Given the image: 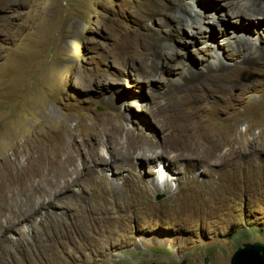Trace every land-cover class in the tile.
Instances as JSON below:
<instances>
[{
	"label": "rangeland",
	"instance_id": "obj_1",
	"mask_svg": "<svg viewBox=\"0 0 264 264\" xmlns=\"http://www.w3.org/2000/svg\"><path fill=\"white\" fill-rule=\"evenodd\" d=\"M177 1L178 6L182 5L188 11L192 8L189 5L193 4L194 14L203 16L216 13L217 17H221L226 11L218 0ZM164 2L0 0V148L6 149L4 155L0 153V264H231L239 249L252 246L263 248L264 256V125L259 124L264 116V84L244 92V86L236 81L243 80L244 74L236 70L217 73L209 78L188 77L181 89L175 84L178 79H183L182 71L197 76L202 67L215 57L232 64L234 58L231 52L237 51L241 44L247 48L252 45L263 47L264 24L242 22V19L231 23L235 20L231 19L221 22L223 27L215 26L205 32L201 42L187 45L185 41L188 39L181 27L174 26L160 15L155 17L154 22L150 20L152 12L163 10ZM142 19L160 35H172L169 47L176 55L172 62L175 68L163 73L164 82L155 85L159 89L150 88L147 83H138V71L151 65L150 53L156 51V44L149 38L137 37L135 30ZM128 36L133 38L132 49L137 51L132 60L119 48L123 38ZM221 45H228L229 49ZM29 47L35 49L30 56L25 53ZM157 52L159 57L166 58L159 49ZM114 56L120 59L110 73L118 81L102 86L92 84L100 69L109 70ZM18 63H22V67L17 68ZM261 73L264 76V71ZM171 87L175 89L172 94L155 101L162 107L161 111L158 110L160 117L155 120L149 114L152 96ZM231 96L241 99L229 108L227 104ZM118 114L133 118L128 128L135 134L143 133L155 140L157 148L149 154L151 157L162 153L165 159L154 157L156 160L149 165L140 155H135L139 159L130 160L127 171L117 165L97 167L100 175L110 180L102 182L104 187L98 186L103 188L100 193L95 190L97 181L83 170L80 158L77 166L83 176L78 183H72L77 177L75 174L60 184L59 180L49 181L50 184L43 180L45 169L37 163L39 140L37 142L36 139L45 137V144H53L47 135L51 136L56 126L64 124L73 129L77 143L82 146L87 136V125L96 122L101 128H111L114 132L115 122L112 119ZM214 122L218 125L213 130L216 134L210 133ZM217 129L227 131L228 135L219 133ZM237 133H241L242 138ZM218 134L221 135L218 137ZM99 147L86 150L83 156L85 165L111 161L110 150L102 145ZM232 153L237 154L234 156ZM171 158L173 161L181 159L183 167H189L191 163L188 160L196 158L194 160L200 164L190 174L203 183L219 177L224 179L226 172L238 166L245 167L247 174L252 176H247L238 185V193L229 194L201 215L194 213V207L184 206L183 200H187L191 193L182 190L175 194L178 201L175 204L172 203V196L169 197L162 189L151 194L149 203L130 207L138 204L132 201L137 194L129 187L125 190L132 175L138 174L144 181L155 177L161 182L166 178L164 167ZM118 176L124 178L116 181L114 178ZM169 178L176 189L179 184ZM161 187L164 188L162 184ZM24 188L33 192L31 198L35 199L29 204L31 209L36 208L41 200L36 198L37 193L49 194L47 200L55 196L51 195L55 194L53 188L63 190L62 194L57 191V196L59 200L63 198L66 201L64 205L56 203L55 207L59 210L50 209V213H59L61 209L69 208L61 230H65L73 218L85 209H96L94 216L97 219L90 223V230L63 234L61 239L51 235L46 238L43 234L59 230L54 225L46 228L45 232L41 224L44 211L34 213L25 222L19 223L18 219L17 224H13L18 210L23 203H27ZM67 189L69 191L65 192ZM199 192L192 194L194 200ZM197 203H200L199 199L195 201ZM149 204L152 208L147 207ZM62 205L65 208H61ZM36 223L39 224L38 233L32 231ZM37 224L34 226L38 227ZM11 225L14 226L12 229H4Z\"/></svg>",
	"mask_w": 264,
	"mask_h": 264
},
{
	"label": "bare ground",
	"instance_id": "obj_2",
	"mask_svg": "<svg viewBox=\"0 0 264 264\" xmlns=\"http://www.w3.org/2000/svg\"><path fill=\"white\" fill-rule=\"evenodd\" d=\"M176 1L175 0H165V2L163 3V10H158V11L152 12V14L150 15V20L152 22H154L155 17L160 15L161 17H163V19H166L170 23L174 24V26L181 27V29L184 32L185 37H187V39H188V41H185L187 45H189L192 42H201L202 41L201 39L205 38V37H203V34L205 32H208V30H211L215 26L223 27V23H221V22H225V21H229V20L231 21V19H235L234 21H231V23H233V22L235 23V22H237V20H241L242 19L241 20L242 22H248V23L258 24V25L264 24V0H218L219 2L222 3V5H224L226 7V11L224 12L223 15H221V17H217L216 13L212 14V16H203V15H200L199 13L194 14L195 10H194L193 4L189 5L192 8L188 11L186 8L182 7V5L178 6L179 3H178V1L177 2ZM176 14H178L180 16H177ZM206 27H207V29H206ZM135 32L138 34V36H137L138 38L146 37V38H149L152 42H154L156 44V51H153V52L150 53V55L152 57L151 65L150 66H146V67H144V68H142V69H140L138 71V75H137L138 76V83L139 84L147 83L150 86V88L156 87V88L159 89L160 87L159 86H155V85H157V83L159 85V83L161 84L162 82H164L165 79L163 77V73L166 72V70H169V68H175V66L172 64V62L175 61V59H176L175 56L176 55L174 53V50L169 47L171 42H172V35H170V36L160 35L156 31H154V28H152V26L145 19H142L139 22V26L135 30ZM133 46H134L133 38L128 36V37L123 38V41H122V43H121L119 48L122 49V53L123 54H128V56H130L129 58H131V60H132L133 58L136 57L135 54L137 53L136 50L132 49ZM221 46L222 47H226V48L229 49L228 45H221ZM252 46L253 47L247 48V47H245L244 44H241L240 48L243 47L244 48L243 51H241L240 48L237 47V51H233V53L231 52V55L234 58L232 64L231 63L228 64V63L222 62L218 57H215L213 60L211 58V60H212L211 63L209 62V64H207L206 66L202 67V70L197 73V76H194L193 74L191 76V75H189L190 73L188 74L187 71H185V70L182 71L181 74L183 76V79H178L176 81V83H175L176 86H177L176 88H180L182 86V84L185 83V80H189L188 77H191L190 79L209 78V76L213 77V75L215 76L217 73H221V72H225V71H231V70H236V71H239L240 73L244 74L243 80L236 79V81L239 84L244 86V90H243L244 92L260 88L264 84V76L262 75L263 73H261L262 71H264V46L263 47H261L260 45L259 46L252 45ZM234 47H233V49H234ZM157 49H159L161 51L163 56H166L165 59H162L161 57H159L160 55L158 54ZM27 50H28V52H25V53H28L29 54L28 56H30L33 52L35 53V51H34L35 49H32V47L27 48ZM245 52H247V53H245ZM167 53H168V55H167ZM119 59H120L119 56L112 57L111 61L113 62V64H111L109 66V70L108 69H100V71L97 73V76H95L93 78L92 84H96V85H101L102 86V85H108V84H110L112 82L116 83L118 81V79L116 78V76L114 74L110 73V69H113V67L117 66L116 64H117V61ZM16 67L17 68L18 67H22V63H18ZM244 68H247V69H244ZM233 83H234V81H233ZM237 87H240V86L237 85ZM167 89H168L167 91H162L161 93H157V94H154L152 96V102L150 104L151 106H150V109H149V114L155 120H157V118L160 117L158 112L161 111L160 109H162V107L159 105V103H157L155 101H157L159 99V97H162V96L167 98L169 96V94H172L173 91H175V89L172 88V87L171 88H167ZM224 91H226V90H224ZM130 97L133 99V96H130ZM40 98H41V96H40ZM239 99H241V98H239L238 96H231L230 102H228V104H227V102H225V103L227 104V107L232 108L233 107L232 104H234L237 101L240 102ZM168 103H169V101H168ZM243 103H244V101H243ZM153 104H155V105H153ZM176 104H177V100H176L174 106ZM42 107H44V106H42ZM193 110H194V107H193ZM140 111L144 112L143 109L142 110L140 109ZM225 111H227V110H225ZM168 113H167V115H168ZM193 113L196 114L197 111L194 110ZM199 114H198V116H199ZM113 118L114 119H112V121L115 122V126L112 125L114 130H115L114 132H111V128L109 130H105V129L101 128L99 126L100 124L98 125L96 122L95 123H91L90 125H87L85 127V130H87V136L85 138H84L85 135L83 136L84 145H82V146H80L77 143V135L74 133L73 129L70 128L69 126L64 125V124H62L63 126H60V125L56 126L55 125L57 128H56V131H54V134H51V136L47 135L49 137V139H50V142H53V144H45L43 142V140L45 141V139H44L45 137L43 138L42 136L41 137L43 139H36L37 142L39 140V142H38V148L39 149L37 150V154H38V162L37 163H38V165H41V167L43 169H45V171L43 173V174H45L43 180L48 181V182L51 181V183H52L53 180H59L60 182H58V183L60 184L62 180H64L67 177H72V175L75 174V175H77V177H76L75 180H72V183L73 184L74 183H78L80 181V178L83 176V174L81 173L82 171L80 172L79 168L77 166V160H78V158H80L83 161V164H82L83 170L87 173V175L90 173L89 177L94 179V181H97V184H96L97 187L95 188V190L100 193V190H102L103 188L99 189L100 187H98V186H102L103 185L102 182L106 183V182H109L110 180L104 178V175L101 176L100 173L98 172V170H96L97 167L100 168L102 166H105L106 168H109L111 166L117 165V166L121 167V169H123V171H127V168L129 169L130 160L139 159V156L138 157H134L135 155H140V158L142 160H145L144 163L146 162L149 165L152 164L153 161L156 160L155 158L158 159L160 157V159H162V160L165 159V157H163L162 153H160V155L156 154L157 156L156 157L154 156L155 158L153 156L151 157L149 155L153 150H155L157 148L156 147L157 144L154 142L155 140L153 141L147 135H144L143 133L135 134L133 132V130H130L131 128H128L129 127L128 124L131 123V120L133 119L131 116L118 114L116 117H113ZM206 118H208V117H206ZM261 118H263V119L260 121L259 124H261L263 126L264 125V116H262ZM158 120H160V118ZM216 126H218V125L215 124V122L212 123L210 133L213 132V130H214V128ZM105 127H108V126H105ZM53 128H54V126H53ZM223 129H225V128H223ZM226 130H228V129H226ZM239 130H238V132H239ZM40 131H41V129H40ZM207 131H209V130H207ZM77 132H78V130H77ZM222 132L225 135H228V132L225 131V130H220L219 131V133H222ZM40 133H42V132H40ZM213 133L216 134V132H213ZM237 134H238L239 137L242 138V134L241 133H237ZM12 135H14V134H12ZM169 135L171 137V134H169ZM219 135H221V134H218V137H219ZM213 136H216V135H213ZM11 138H13V137H11ZM15 138H16V136H15ZM202 138H204V137H202ZM237 139H239V138L237 137ZM166 140L164 142H166ZM12 141H14V140L11 139V142ZM8 142H10V140ZM215 142H214V144H216ZM222 143H223V139H222ZM247 143H249V142H247ZM237 144H239V142ZM100 145H102L105 148H107L108 150H110V154L112 155L111 161L106 164V163H104V160H103V163H100V161L98 160L99 162H95V163L93 162L94 164H92V165H94V166L88 165V163H87V165H85L86 163H85V160H84L83 156L85 155L86 150H90V151L95 150ZM222 145H224V144H222ZM165 147H167V146H165ZM231 148H233V147H231ZM168 149H170V148H168ZM236 149H238V148H236ZM162 150H165V149H162ZM5 151H6V149L4 150V148H0V153H3ZM22 152H23V150H22ZM115 154L118 155L120 157V159H118L119 157L115 158V156H116ZM183 154L184 153H182V155ZM236 154H233V155L235 156ZM3 155H4V153H3ZM107 155H108V153H107ZM210 155H211V153H210ZM90 156L87 157L86 160L87 159L89 160ZM205 156H207V155H205ZM174 157H175V155H174ZM190 157H191V155H190ZM92 158L94 159L93 156H92ZM168 158H170V157H168ZM229 158L230 157H228V159ZM194 159H196V158H194ZM194 159L188 160V162L191 163L190 166L188 165L189 167H183L180 164L181 159L179 161H173V159L171 161L168 160V162L166 161L168 163L167 167H164V170H165V172H164L165 174L164 175L166 176V178L163 179V181H161V182H160V179L157 180V178H155V177H153L149 181H144L142 179V177H140L138 174L134 173V175H132L131 179L128 181L129 184L125 188V190H127V188L129 187L130 191L132 190V191H134L135 194L138 195V196L137 195L135 196V199H132L133 203L137 202L138 204L131 205L130 207L137 206V205L141 206V203H149L150 199H151V194H153V192L154 193L159 192L162 189H163V191L166 194L169 195V197L172 196V203L175 204L176 202H178L177 198L175 197V194L177 192H179L180 190H182V191H187V192L191 193L190 197L187 200H185V199L183 200L184 206L189 207V208L194 207L196 209V210H194V213L195 212H197V213L199 212L200 215H201V214L206 213V211L209 210L213 205L219 204L220 202H222L224 200V198L226 196H228L229 194H232V193L234 194L235 192L238 193L237 192L238 188H239L238 185H240L242 183V181H244V179H247L248 178L247 176H250V177L252 176L251 174H247V171L245 170V167L244 168H240V166H238V167L231 168L228 173L226 172V175L223 176L224 179H220V177H219V179H215L213 181L210 180V181H206V182L203 183V182H200L199 180H197L195 176L190 174V172H193L197 168V166H199V164H200V162L198 160H194ZM5 161H6V159H5ZM2 165H5V163L2 164ZM4 167L5 166H3L2 168L4 169ZM150 168H152V167H150ZM87 170H88V172H87ZM84 171H83V173H85ZM157 175H159V174H157ZM164 175H162V177H164ZM126 176H128V175L126 174ZM169 176L172 177L173 180H175V182L179 184L178 187L176 186L177 187L176 189H174L175 187H173L171 185ZM121 178H124V177L123 176H118V177H115L114 179L116 181H120ZM45 184H47V183H45ZM49 184H50V182H49ZM49 184H48V186H49ZM161 184L164 186V188L161 187ZM31 187H33V186H31ZM53 187H54V185H53ZM102 187H104V185ZM117 187L118 186H116V188ZM27 188H29V187H27ZM58 188H60V187H58ZM58 188L57 189L53 188L52 191L55 192V194H51V195H53V196L55 195V196L53 198L49 197V199H47V200H46V197L49 194L46 195L47 193L46 194L37 193L36 194V198L39 197V198H41V200H40L39 203H37L36 208H33V209H31L32 206L29 205L30 203H32L33 199H35L34 197L31 198V194L33 192L30 189L28 190V189L24 188L23 189V193L24 194L23 193L22 194L27 198L25 200V202H27V203H23V205H22L23 207H21L18 210L17 219H16V217H14L15 219L13 218V220H15V222L13 224H17L16 222H17L18 219H19V223L21 221L25 222L34 213H36V212L37 213H42V211H44L42 213L43 214L42 218H44V219L41 222V224L45 228L44 229L45 232H46V228L47 229L48 228H52L54 225L57 226V228L59 229L57 232H53V233H49V234H47L48 232H46V233L43 232V234L45 235L46 238L49 235H51L55 239H59L63 234H76L78 232H85L86 230H90L92 228L90 223H92V221H95L97 219L94 216V213H95L96 209L94 210V209H85L84 208L85 210H83L80 215L74 217L73 220L67 225L68 227L65 228V230H61L60 229V228H64L63 226L65 225V220H67V219L64 218V215H65V213L68 212L69 208H68V210L67 209H61L59 213H50L51 212L50 211L51 208L55 209V210H59V209H57L55 207L56 203L57 204L58 203L63 204V202H66V201H64L63 198H62V200L58 199V197H59V196H57V195H59L58 193L60 192V194H62V191H63L62 189H58ZM68 188H69V186H68ZM57 191H59V192H57ZM66 191H69V190L67 189V190H65V192ZM113 191L114 190H112V192ZM198 191H200V192L196 196V199L194 200L193 197H192V194H194V193H196ZM116 193H117V190H116ZM113 194H115V193H113ZM223 194H224V196H221ZM66 198H65V200H67ZM198 199H199L200 203L195 204V201L198 200ZM129 203L132 204L131 202H129ZM63 205H62L61 208H65ZM190 205H192V206H190ZM89 206L91 207V205H89ZM196 206L199 207L200 209L197 210ZM147 207L152 208V204H149ZM23 209H26V210L22 212ZM191 212H193V211L191 210ZM74 214L76 215V213H74ZM22 215H24V217H22ZM10 223H12V222L10 221ZM36 224H34V225H36ZM34 225L32 226L33 227L32 231H37V233H38L39 232V230H38L39 229V224H37L38 227H36ZM13 227L14 226L11 225L10 227L4 228V229L5 230L6 229L10 230ZM42 231H40L41 235H42ZM40 233H39V235H40ZM42 237H43V235H42ZM61 238H63V237H61ZM37 239H39V238H37ZM27 241H28V238H27ZM52 241H54V240H52ZM44 247H46V246L44 245ZM161 260H157V261L161 262Z\"/></svg>",
	"mask_w": 264,
	"mask_h": 264
},
{
	"label": "water",
	"instance_id": "obj_3",
	"mask_svg": "<svg viewBox=\"0 0 264 264\" xmlns=\"http://www.w3.org/2000/svg\"><path fill=\"white\" fill-rule=\"evenodd\" d=\"M263 248L249 247L239 249L231 264H264Z\"/></svg>",
	"mask_w": 264,
	"mask_h": 264
}]
</instances>
